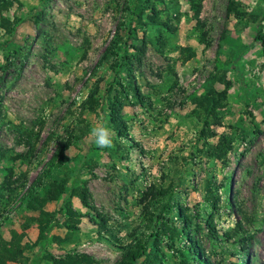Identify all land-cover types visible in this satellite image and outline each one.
<instances>
[{"label": "rangeland", "instance_id": "rangeland-1", "mask_svg": "<svg viewBox=\"0 0 264 264\" xmlns=\"http://www.w3.org/2000/svg\"><path fill=\"white\" fill-rule=\"evenodd\" d=\"M193 1L9 0L0 8V235L8 242L21 232L39 201L54 220L44 250L31 245L37 222H27L25 264H47L45 251L114 264L138 239L146 244L140 264H184L185 238L156 235L160 221L144 212L150 185L192 215L191 237L208 264H264V48L255 38L264 35V0H236L229 15V0H200L198 17ZM112 42L115 54L97 64ZM124 52L128 67L119 65ZM128 77L145 100L129 96L119 136L107 100ZM94 86L99 106L83 109ZM209 89L226 94L219 124L210 116L201 134L207 115L196 100ZM99 125L113 130L114 147L95 144L90 131ZM220 134L231 148L219 158L211 145ZM68 138L63 162L52 161ZM75 183L88 189L89 207L71 196ZM165 200L151 210L180 227Z\"/></svg>", "mask_w": 264, "mask_h": 264}, {"label": "trees", "instance_id": "trees-1", "mask_svg": "<svg viewBox=\"0 0 264 264\" xmlns=\"http://www.w3.org/2000/svg\"><path fill=\"white\" fill-rule=\"evenodd\" d=\"M194 4V15L196 17L199 16L201 10V2L200 0L193 1ZM10 5L9 0H0V8H7ZM237 11V3L236 0H229L227 5V14L236 13ZM138 16V15H137ZM154 19V17H152ZM6 21H3V23ZM7 26V25H3ZM256 39H259L264 48V35L261 34L260 31H257L255 35ZM139 53V50L144 49V45H130ZM115 43H111L108 45L97 64H102L103 61L108 60L112 55L115 54ZM136 58V55H134ZM121 66L125 65L128 67L131 65V55L129 53L124 52L121 55ZM118 87L115 88V93L107 100V110L109 115V122L112 124L114 129L117 131L119 136L126 135V123L123 118V108L128 105L131 101L129 96L137 99L141 104L144 102V97L141 94V91L138 89V86L135 84V81L127 78V82L124 83L121 79L117 81ZM98 86H94L89 90L87 97L85 98L82 108L88 109L90 111L96 110L99 106V102L97 99ZM226 91H216L214 89H209L200 99H197V104H200L205 109V114L207 117L203 119V126L200 130L201 134H206L207 129H211L212 122L210 120V116L214 118L213 123L219 124L220 120L217 115V109L222 105V100L225 99ZM70 146V138L66 140H60L57 150L52 156V161L56 163H62L65 157V150ZM212 151L211 154H215L217 157H222L225 155L227 150L231 148V140L228 135L220 134L219 140L216 145H211ZM51 161V162H52ZM76 183L73 184L70 194L71 196H76L79 198L81 204L85 207H89L90 203L88 201V189L84 186L75 187ZM56 195L62 193L64 191L63 185L58 184L55 187ZM52 196V195H51ZM170 192L166 188H156L154 185H150L146 191H144L142 196L143 201V209L144 212L148 215V219L150 221L158 222L160 224L157 226L156 235L157 234H168L167 237L172 240L174 238L183 237L187 241V245L185 246V253L183 256L187 258L183 260L184 264L189 263L190 260H193L195 264H208L207 259L204 257L203 253H201L196 241L191 237L193 227V217L189 213H187L186 208H184L179 203H170ZM55 198V197H51ZM165 198V207L164 208H172L176 207V216L175 218L179 220L180 227L175 225V220L168 221L166 216L160 211L157 215L151 210L155 204H158L161 199ZM218 197H212L210 199L212 205L214 202L216 203ZM43 202L39 201L40 214L39 216L28 217L22 224V230L17 235H12L10 240L6 242L4 238L0 235V264H4L6 260L16 259L19 264H25L22 260L24 256V251L26 248L30 246L29 243H22L24 235V230L27 227V222L35 221L37 222L38 235L36 241H34L31 245H35L39 242V245L44 250L46 248V244L48 242V235L51 230V226L54 223V220L48 215L49 213L42 209ZM67 213L70 215H75L76 212L72 209H67ZM47 216V217H46ZM207 225L209 226V234L211 239H216L217 235L214 229V225L211 219L207 220ZM74 225L68 224L67 228L71 229ZM248 243L252 239V235H247L244 238ZM245 249V247H243ZM146 251L145 241L137 240L134 244H130L125 248V251L121 258L117 260L114 264H140L139 258L141 254H144ZM44 258L47 261V264H99V261L86 253L80 252H67L62 256H55L49 251H45ZM245 263V260H244Z\"/></svg>", "mask_w": 264, "mask_h": 264}, {"label": "clouds", "instance_id": "clouds-1", "mask_svg": "<svg viewBox=\"0 0 264 264\" xmlns=\"http://www.w3.org/2000/svg\"><path fill=\"white\" fill-rule=\"evenodd\" d=\"M95 144L100 148L114 147L113 130L105 125L95 126L90 131Z\"/></svg>", "mask_w": 264, "mask_h": 264}]
</instances>
